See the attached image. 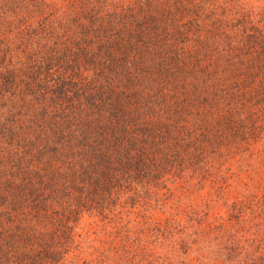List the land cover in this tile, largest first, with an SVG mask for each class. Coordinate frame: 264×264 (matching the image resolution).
I'll use <instances>...</instances> for the list:
<instances>
[{"label": "trees", "instance_id": "trees-1", "mask_svg": "<svg viewBox=\"0 0 264 264\" xmlns=\"http://www.w3.org/2000/svg\"><path fill=\"white\" fill-rule=\"evenodd\" d=\"M263 129L264 0H0V264H264Z\"/></svg>", "mask_w": 264, "mask_h": 264}, {"label": "rangeland", "instance_id": "rangeland-1", "mask_svg": "<svg viewBox=\"0 0 264 264\" xmlns=\"http://www.w3.org/2000/svg\"><path fill=\"white\" fill-rule=\"evenodd\" d=\"M262 131L264 132V129ZM262 138H264V136ZM255 148L257 150L256 153L258 154H260L261 151L264 152V140H260L256 144ZM252 152L248 150L247 152L243 153L242 156L243 162L241 164V170L238 171L240 177H223V199L232 195L235 189L242 190L241 192H244L245 185L249 189L247 191L249 194L253 192L256 193L255 183L257 184L259 182L264 187V179H262L263 177L257 175L258 171L261 172V170H264V163H262V165L256 164L255 163L256 160L254 159V157L251 158L250 156ZM251 159L253 163V168H251L249 165ZM240 181L245 182V184L242 183L243 186L241 185L237 188V186L240 184L239 183ZM225 185L226 188L224 187ZM201 192L202 191H200V193ZM203 197H205V195L196 192L195 194L188 196L187 199L188 200L191 199L195 201V204L197 202L203 208L204 207L202 204V201L204 200ZM217 208L219 209V211H214V212H219V216L224 217L228 207L226 205L223 206L219 205ZM155 218L156 220L158 219L157 217ZM90 220L93 219L84 218V220L81 223V233H83L84 235H86L87 232L89 233L90 236L89 240L91 241V244L93 246L99 245L98 239L99 241H101V240H110L112 238V235L108 233L103 236L102 229L100 230V236L99 237L95 236L98 230L96 231L94 225L91 224ZM133 220H134L133 218L130 219V223H128V225L131 226L130 228H132L131 229L132 233L129 235V239L127 240L126 244L123 247V250H121L120 253L112 254L113 259L118 260L121 258L128 257L134 259L137 264H139L140 262L142 264H145L146 260L150 256H154V258L159 261L164 260L159 264H186L188 262V258L184 257V255H182V252L172 253L170 247L168 246V241H164L165 237L160 236L158 230H154V232L149 231L148 233L145 224L139 225L137 223H134ZM161 225L163 227V223H161ZM174 231L176 236L178 234L177 229H174ZM109 251H111V249ZM204 251L206 252V250ZM206 264H214V263L212 262V260H210V262Z\"/></svg>", "mask_w": 264, "mask_h": 264}]
</instances>
